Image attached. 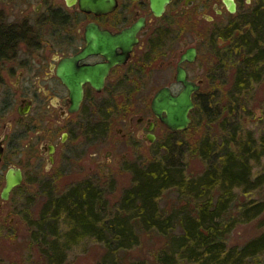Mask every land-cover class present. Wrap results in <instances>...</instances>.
<instances>
[{
    "label": "flooded vegetation",
    "instance_id": "1",
    "mask_svg": "<svg viewBox=\"0 0 264 264\" xmlns=\"http://www.w3.org/2000/svg\"><path fill=\"white\" fill-rule=\"evenodd\" d=\"M98 1L108 5L94 12L81 9L79 0H0V217L7 214V199L1 193L8 169L22 171V180L10 195L24 179V169L19 164L23 154L36 151L34 160L43 161L49 169L60 153L59 142L64 143L69 136V130L59 135L58 131L80 110L82 102L77 110H70V91L57 75L56 67L62 58L73 57L86 45L89 25L114 36L115 44L111 56L97 52L77 60V65L111 63L100 90L89 82L83 83V98L87 91L101 92L107 86L112 97L134 96L145 89L155 71L172 69L170 79L149 93L151 100L161 86H169L173 93L181 89L182 84L175 78L177 66L185 68L189 79H202L193 78L189 69L201 47L212 50L215 41L219 46L229 41L225 35L244 32V22L264 6V0ZM190 49L195 51L193 60L184 56ZM202 84L203 79L192 94L193 100ZM150 89L151 86L146 93ZM40 92L55 98L54 102L40 98ZM55 111L59 112L58 123L53 120ZM31 112L33 119L25 121ZM259 115H254L256 120L263 114ZM158 122L153 113L130 116L127 130L123 132L120 127L118 131L122 139L137 136L152 142ZM16 145L19 146L14 149ZM113 145L106 150V159L118 164L129 156L130 145L115 153ZM19 258L27 260L29 253L19 257L18 252L16 264L21 263Z\"/></svg>",
    "mask_w": 264,
    "mask_h": 264
},
{
    "label": "trees",
    "instance_id": "2",
    "mask_svg": "<svg viewBox=\"0 0 264 264\" xmlns=\"http://www.w3.org/2000/svg\"><path fill=\"white\" fill-rule=\"evenodd\" d=\"M244 24V32L225 35L230 41L225 54L231 52L239 59L228 103L220 110L213 96L201 91L194 96L191 124L196 119H204L207 124L219 121L216 138H201L198 148L188 151L200 158V171L187 173L180 160L184 150H179L176 161L170 156L171 139L166 156L136 168L131 185L115 203H109L91 181L47 195L32 225L30 240L39 246L41 260L60 264L64 260L63 245L71 246L82 237L103 245L105 253L98 264H245L247 258L253 259L264 250V232L239 248L226 245L228 234L237 224L264 212V199L254 196L264 183V170H254L264 156V128L254 137L249 131L242 133L236 120L230 122L251 116L243 94L252 81L258 80L257 66L264 62V6ZM102 125L89 127L88 133L101 134L105 128ZM252 190V196L248 195ZM169 193L175 199L166 203L163 199ZM60 219L66 223L59 228L64 230L62 234L58 233ZM148 232L163 238L152 260L126 263L119 259V252L137 246L140 235ZM57 235L62 236L61 242ZM52 236L56 238L50 239Z\"/></svg>",
    "mask_w": 264,
    "mask_h": 264
},
{
    "label": "rangeland",
    "instance_id": "3",
    "mask_svg": "<svg viewBox=\"0 0 264 264\" xmlns=\"http://www.w3.org/2000/svg\"><path fill=\"white\" fill-rule=\"evenodd\" d=\"M228 45L229 41L224 42L222 46L215 41L212 50L201 47L198 59L189 67L193 78L203 79L200 91L213 96L220 110L226 102L228 103L230 93L233 91L235 71L239 61L238 57H234L231 52L229 55L225 54L228 51ZM257 67L260 69L258 80L252 81L249 91L243 94L248 99L247 107L251 116L243 115L237 119H229L231 123L237 121L242 133L249 131L254 137H258L264 128V62ZM171 72L172 69L155 71L148 79L147 85H144L145 89L134 96L112 97L109 95L108 86L101 92L87 91L80 110L72 114L70 119L63 123L64 128L58 131V135L63 130H69L70 133L64 143L58 140L60 153L53 167L48 169L43 161L34 160L36 151L23 154L19 162L24 169L23 182L19 189L9 195L5 203L7 214L0 217V257H4L0 258V264H16L15 256L18 252L19 257L29 253V259L19 258L21 262L19 264H49L40 259L39 246L30 241L32 225L39 218L47 195L53 196L73 184L91 181L98 185L109 203H115L123 190L131 185L134 170L164 158L169 142L172 143L171 139L173 153L170 156L176 161L178 152L182 149L184 155L180 160L187 173L195 174L200 171L203 166L200 158L189 154L188 151L196 150L201 138L217 137L219 132L217 120L207 124L204 119H196L185 131L175 133L158 122L156 137L152 142H145L137 136L122 139L118 131L120 127L123 132L127 130L130 116L136 117L140 114L152 116L149 93L153 88H157L170 79ZM1 86L3 85L0 84ZM150 86L151 89L146 93L145 90H148ZM41 93L40 98L49 103L54 102L55 98ZM256 109H259V113L260 111L263 113L257 120L254 115L256 117L260 115ZM33 115L32 112L29 113L25 121L32 120ZM58 119L60 120L59 112L55 111L53 120L58 123ZM102 123L105 128L101 134L88 133L89 127ZM111 143H114V153L126 150L129 144L131 150L129 156L118 164H112V161L106 159V150L110 148ZM18 146H14V149ZM24 150H27L26 146ZM258 169L264 170V156L254 165V170L258 171ZM255 191L258 192L254 194L255 197L260 196L264 199V183ZM253 193L252 190L248 195L252 196ZM174 199V195L169 193L163 201L166 200L167 203ZM65 224L63 219L58 221L59 234L64 231L59 228ZM262 232H264V212L249 222L237 224L228 234L226 245L239 248ZM57 236L58 241L61 242L62 236ZM52 238L56 236L50 239ZM162 243L163 238L155 232L143 233L140 235V243L137 246L119 252L118 257L126 263L138 260L149 261L154 258ZM61 252L64 260L60 264H98L105 253L101 243L87 237H82L71 246L63 245ZM245 262V264H264V250L253 259L247 258Z\"/></svg>",
    "mask_w": 264,
    "mask_h": 264
},
{
    "label": "water",
    "instance_id": "4",
    "mask_svg": "<svg viewBox=\"0 0 264 264\" xmlns=\"http://www.w3.org/2000/svg\"><path fill=\"white\" fill-rule=\"evenodd\" d=\"M108 3L98 0H79V6L84 10L97 12L101 6ZM86 45L73 57L62 58L56 67V73L70 91V110L75 111L83 99V83L89 82L94 88L100 90L104 77L108 72L111 63H97L94 65H77L79 58L90 53L103 52L108 56L113 54L115 37L105 31L97 29L94 24L87 27L85 31ZM133 42V38L130 39ZM184 56L193 60L195 51L190 49ZM184 58V57H183ZM176 81L182 84L181 89L173 93L169 86H161L156 90L150 101L153 115L169 129L183 130L191 122L190 110L194 107L192 94L199 89L202 79L197 81L187 77V72L182 66L176 68ZM259 113V109H256ZM261 114V112L259 113ZM150 140L154 136L150 134ZM22 180L20 168L10 167L6 174V184L1 196L4 199L9 197L10 190Z\"/></svg>",
    "mask_w": 264,
    "mask_h": 264
}]
</instances>
